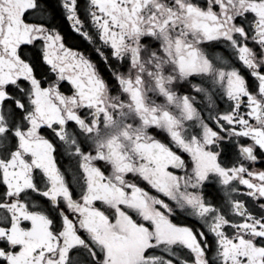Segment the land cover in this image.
Instances as JSON below:
<instances>
[{
    "label": "snow or ice",
    "instance_id": "1",
    "mask_svg": "<svg viewBox=\"0 0 264 264\" xmlns=\"http://www.w3.org/2000/svg\"><path fill=\"white\" fill-rule=\"evenodd\" d=\"M0 264H264V0H0Z\"/></svg>",
    "mask_w": 264,
    "mask_h": 264
}]
</instances>
